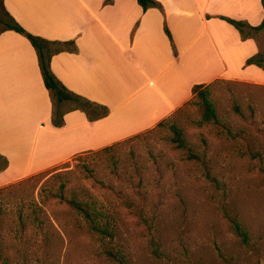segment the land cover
<instances>
[{
	"label": "rangeland",
	"instance_id": "rangeland-1",
	"mask_svg": "<svg viewBox=\"0 0 264 264\" xmlns=\"http://www.w3.org/2000/svg\"><path fill=\"white\" fill-rule=\"evenodd\" d=\"M255 39L264 52V30ZM210 89L216 120L204 122L186 103L164 125L110 150L83 152L2 186L7 264H264V83L219 79ZM170 123L218 182L175 145ZM61 192L103 212L112 237L92 230ZM227 212L248 230L252 247L234 234ZM107 243L119 262L104 252Z\"/></svg>",
	"mask_w": 264,
	"mask_h": 264
},
{
	"label": "crops",
	"instance_id": "crops-1",
	"mask_svg": "<svg viewBox=\"0 0 264 264\" xmlns=\"http://www.w3.org/2000/svg\"><path fill=\"white\" fill-rule=\"evenodd\" d=\"M4 0L29 32L74 40L78 51L53 56L51 68L72 91L107 105L90 121L79 109L52 123V99L37 51L15 30L0 34V188L155 128L193 97V86L219 79L264 83L247 65L260 47L223 18L259 25L261 0ZM168 27L172 40L166 32Z\"/></svg>",
	"mask_w": 264,
	"mask_h": 264
},
{
	"label": "trees",
	"instance_id": "trees-1",
	"mask_svg": "<svg viewBox=\"0 0 264 264\" xmlns=\"http://www.w3.org/2000/svg\"><path fill=\"white\" fill-rule=\"evenodd\" d=\"M112 1V0H107ZM263 7H264V0H261ZM139 4L147 10L150 7H158L161 10H164L162 2L158 0H138ZM224 19L229 21L230 23L234 24L238 31L240 32L243 39L247 38H255L257 33L264 30V19L259 25H251L246 21H241L238 19H234L231 17L223 16ZM165 27L167 34L169 35L170 39L172 40V45L174 47V52L177 54L175 44L172 38V35ZM15 30L23 35H25L35 47L38 58H39V65L43 75V79L45 82V86L49 90L52 99V123L54 126L61 127L65 124V114L73 111V110H81L85 112L87 118L90 121H94L100 118L107 116L110 112V108L107 105L101 104L99 102L93 101L81 94H78L72 90H70L53 72L51 68V60L53 56L57 53L63 51H71L77 52L78 48L74 40H50L44 38L42 36L33 34L25 29L20 23L11 15V13L6 9L4 0H0V34L5 30ZM259 45V44H258ZM256 64L260 67L264 68V52L259 50L255 55L251 56L247 60V65ZM213 83V82H212ZM196 84L193 86V97L188 103L195 104L199 111L201 112L202 120L204 122H209L211 120L217 119V112L215 108V103L211 97V84ZM250 114H253V109L250 108ZM237 112L241 116H245L243 111L239 108L236 109ZM165 121L161 122L159 125H164ZM169 127L173 133L172 141L177 145L178 148L182 149L186 157L188 159L196 160L201 162L204 165V173L206 171V175L210 180L217 181V178L212 175L211 169L205 162V158L196 151L192 149L186 138L184 137V133L180 127L176 123H170ZM117 144V143H116ZM113 144L111 146L105 147L102 150H110L114 147ZM9 165L8 158L0 153V172L5 170ZM64 188V187H63ZM3 189L0 188V191ZM60 198L62 200H66L70 205H72L78 212L84 215V219L88 220L90 223V228L96 232H98L102 237H112L111 233V222L108 220L106 215L97 210L95 207L91 206L88 203H84L83 201H78L76 199H67L63 192L60 193ZM139 215H141L142 209L139 208ZM4 209L0 206V225L1 219L3 215ZM227 217L230 221V225L234 234L240 238L241 242L246 246H253L251 243V238L249 235L248 230L241 224L240 219L227 212ZM22 223L23 218L20 216ZM145 220V219H143ZM21 223V224H22ZM1 234V232H0ZM2 239L0 237V245ZM150 242L153 244V252L157 255L159 253L158 244L150 239ZM104 252L107 254L108 258H110L114 262H119V257L115 253L114 249H111V246L107 244L103 245ZM0 260L3 264H7V259L3 256V249L0 247Z\"/></svg>",
	"mask_w": 264,
	"mask_h": 264
}]
</instances>
